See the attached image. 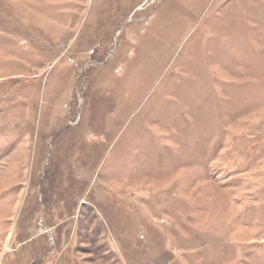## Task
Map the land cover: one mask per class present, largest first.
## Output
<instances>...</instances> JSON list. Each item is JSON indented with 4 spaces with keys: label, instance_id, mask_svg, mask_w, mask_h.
<instances>
[{
    "label": "rangeland",
    "instance_id": "1",
    "mask_svg": "<svg viewBox=\"0 0 264 264\" xmlns=\"http://www.w3.org/2000/svg\"><path fill=\"white\" fill-rule=\"evenodd\" d=\"M0 264H264V0H0Z\"/></svg>",
    "mask_w": 264,
    "mask_h": 264
}]
</instances>
